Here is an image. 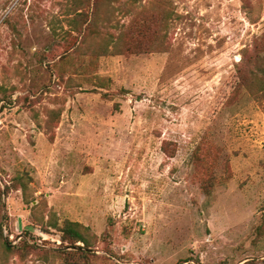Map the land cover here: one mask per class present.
I'll list each match as a JSON object with an SVG mask.
<instances>
[{
    "label": "rangeland",
    "instance_id": "1",
    "mask_svg": "<svg viewBox=\"0 0 264 264\" xmlns=\"http://www.w3.org/2000/svg\"><path fill=\"white\" fill-rule=\"evenodd\" d=\"M79 1L0 0V264H71L66 221L85 264H264V89L238 88L264 0H98L72 46ZM136 19L165 48L109 43Z\"/></svg>",
    "mask_w": 264,
    "mask_h": 264
},
{
    "label": "trees",
    "instance_id": "2",
    "mask_svg": "<svg viewBox=\"0 0 264 264\" xmlns=\"http://www.w3.org/2000/svg\"><path fill=\"white\" fill-rule=\"evenodd\" d=\"M79 2H81L80 5H83V0H80ZM85 5L89 8V10H92V13L85 11V9L77 10L76 14L79 16L78 18L81 20L82 25L76 30L78 36L72 46H76L78 44L77 41L80 42L81 46L94 24L93 16L95 15V9L98 6V0H86ZM79 11L81 12L79 13ZM171 16L172 13H168L167 11L163 12V26L168 25V21L171 19ZM152 26V22H139L138 19H136L117 37L111 36L109 43H113L115 49L122 46L123 50H127V52L130 53L133 50L134 53L138 54H141L142 52L151 53L159 51L160 48L164 47V45L158 40V32H153L151 30ZM148 35L152 38L150 41L146 40ZM71 50L72 47H70L69 51ZM249 54L244 55L242 64L238 68L240 77L238 88H249L251 85H258L259 89L262 90L264 89V37H259L255 40L253 49ZM213 155V148H207L198 151L196 158L197 173L200 176L202 188L205 194L208 195L212 193L218 183V177L214 169V166L217 163L215 157L210 161ZM169 156L173 157L171 154H169ZM3 194L4 191L0 185V243L2 253L9 255L15 252V248L11 249L3 242L4 222L1 215ZM53 226L62 233V240L64 242H71L74 248L78 247V243H82L84 245V247H78V251H67L66 259L71 262V264H85L84 260L91 255L87 252V250L92 248L94 240L96 239L95 235H93L88 228L77 222L66 221L61 226L56 224Z\"/></svg>",
    "mask_w": 264,
    "mask_h": 264
},
{
    "label": "water",
    "instance_id": "3",
    "mask_svg": "<svg viewBox=\"0 0 264 264\" xmlns=\"http://www.w3.org/2000/svg\"><path fill=\"white\" fill-rule=\"evenodd\" d=\"M12 245H9V247H11Z\"/></svg>",
    "mask_w": 264,
    "mask_h": 264
}]
</instances>
